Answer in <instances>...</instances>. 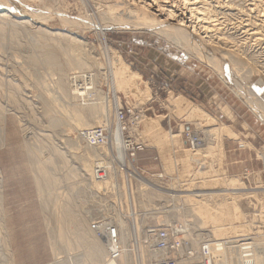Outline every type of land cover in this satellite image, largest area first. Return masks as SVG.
<instances>
[{"label": "rangeland", "instance_id": "374dc122", "mask_svg": "<svg viewBox=\"0 0 264 264\" xmlns=\"http://www.w3.org/2000/svg\"><path fill=\"white\" fill-rule=\"evenodd\" d=\"M46 1L45 7L50 8L52 12L60 15L64 13L67 17L76 20H73V23L68 26L71 33L67 31L66 33L71 36L75 35L86 43L75 46L63 38L62 40L55 39L61 45L60 53L58 48L54 47L57 50V57L60 59L59 63L65 61L64 58L67 55L64 54L63 49L68 44L74 47V52L70 49L69 53L79 52L80 55L82 53V57L92 58V61L88 59L86 68H67V78L73 70L94 73L95 80L92 81L93 86H91L93 88L90 94L87 92L86 100L93 101L95 97L94 102L101 101L99 104L104 105L108 117L106 124L104 122L102 124L107 126L110 131L116 128L115 123L119 120L115 115L116 110L121 109L123 117L119 122L122 125V136L134 144H139L135 149L131 164L144 176L149 177L150 182L153 181L152 183L168 191L167 196H152L150 204L146 205V193L139 189L141 182L136 183L138 180L133 179L132 198L135 202V213H133L132 204L129 202L131 200L128 195L129 191L127 190V195H122L127 199L125 203L123 202L122 212L128 224L119 215L114 217L118 220L120 237L125 250L123 255H125L126 262L124 264H140L136 260L138 255L149 256L144 250V231L147 226L165 220V218L169 221L188 222L192 225L191 221L194 218L190 211H186L192 217L189 219L190 216H188V220H190L188 221L186 218L188 214L184 209H181L187 203L182 200H173L170 196L173 192L176 194L185 193L179 188L180 185L188 184V181L186 183L180 181V179L182 181L186 179L185 176H187L183 169L179 170L181 178H177L176 167L168 172L164 171L158 149L148 146L149 140H145L138 134L141 127L138 128V132L131 131L134 123L144 124L146 117L157 120L170 134H177L173 137V140H179V146H174L177 159L182 156L184 147H192L186 133H198L203 145L205 142L203 131L211 118L217 123L221 121L230 125L238 137L248 144L244 143L240 146L239 140L224 138V162L221 163V167L224 166L227 173L239 177V184L244 185L243 187L246 189L243 191L256 189L255 191L259 193L258 197L264 204V118L260 117L252 103V100L256 102V105L259 103L258 110L260 109L264 114V30H262L264 29V0L261 2L260 0H255L256 2L248 0L251 3L243 0L244 4L247 3L245 6L240 0H233L237 2L234 4L232 0H217V3L215 0H205L206 3L209 1V6L213 5L215 9L216 5L222 11L220 15L217 13L218 21L215 20L216 23L214 20H210L217 28L211 25L209 29L214 27L212 30L216 33L212 30L211 33L208 30L209 34H206H211V40L214 39V41L208 40L204 33L200 34L201 37H199L204 44L202 47H205L201 51L190 48L191 46L188 48L183 44L177 43V45L175 41H172L173 30H166L169 33L171 31L168 37L169 33L167 32L166 34L165 32L160 33L144 26L145 16L137 9L134 10L135 13L132 11L129 14L130 7L127 2L124 4L111 0L102 4L97 0L89 2L88 0ZM26 3L35 8L42 7L39 5L42 4L41 0H26ZM236 4L239 6L236 7ZM255 4L257 5L255 6ZM233 7H236L237 11ZM251 7L252 9H250ZM255 7L259 9L255 10ZM4 9L0 4V15L5 12ZM257 9L260 10L259 14ZM243 11L245 15L242 13ZM16 14L0 16V264H107L106 245L103 239L96 237L89 230L88 223L107 213L106 209L113 211L111 201H114L118 196L109 195L106 197V201L99 195L98 185L89 180L93 164H95L93 158L96 157L87 154L86 145L78 138L79 127L74 120V107L81 109L77 104L82 101L63 97L60 94L56 69L47 65L42 59L41 42L50 41L49 34L37 30L39 25L20 18ZM231 14L233 16H230ZM57 18L52 16L48 18V26H43V28L51 32L63 29V22ZM126 20H130L133 27L131 24L119 26L113 24ZM97 21L103 23V27L106 26L103 35L100 34L98 27L94 26L95 24L91 25L92 22ZM219 25L220 28H218ZM228 25L230 26L228 27ZM258 27L257 30L262 31H257L258 33L254 35L253 32L256 33ZM231 31L234 32L231 33ZM252 37L258 39L254 38V42ZM246 39L248 41L250 39V41L247 42ZM218 40L219 43H217ZM220 41H224V43ZM243 42L248 45L246 43L243 45ZM50 43L54 42L51 40ZM242 45L243 47L247 46L248 51L247 47L244 49ZM109 48L114 49L116 54L133 70L141 74L150 88V100L146 99L145 101L144 99L141 100L144 102H141L138 99L135 100L136 98H133L132 95L126 96L123 91L115 90L110 77ZM76 82L77 80L71 83L65 79L68 93H71L73 84L78 87ZM143 85L142 83L141 86ZM239 89L247 90L250 99L248 102L240 94ZM237 92L240 93L237 94ZM171 96L186 99L184 100L185 106L196 109L194 114L196 116L193 120H188L185 117L183 114L185 110L182 112L176 107L174 108L170 100ZM47 109L55 118L59 119L57 127H52L46 122L47 118L43 114ZM198 113L202 116H198ZM196 117L199 118V121L197 119L195 121ZM197 121L198 125L195 123ZM124 145L127 150L126 144ZM58 151L63 152L62 155L65 159ZM258 151L262 153V156L258 154ZM204 159H206L204 160L206 165L213 158L205 157ZM215 161L212 160L213 163H216ZM222 164L224 165L222 166ZM40 165L44 167L43 171L46 170L45 176L43 171H38ZM202 167L196 166L197 169ZM130 170H132L131 174L134 173L133 169L130 168ZM113 174L112 172L111 177ZM159 174L164 175L161 177ZM123 175L125 176V173ZM165 175L167 176L165 177ZM67 176H70V179ZM110 178L107 177L103 184L109 185ZM172 178L176 180V183ZM177 183L179 186L176 185ZM172 189H175L176 192L175 190L171 192ZM240 202L242 210L247 214V219L254 221V223L252 222L254 231L259 229L263 230L260 231L261 233H264V221L261 222L263 219L258 218V210L256 211L259 205L256 206L257 208L254 207L255 200L250 201V198H243ZM57 204L59 205L54 206ZM61 204L65 206H61ZM66 204L69 205L73 213L79 215L78 218L81 216L80 220L84 219V221H76L79 222V225L75 224L78 226L71 229L66 226L68 220L55 221L57 220L55 216L64 211ZM167 205H170V213L157 210H161ZM83 223H86L85 227L81 226ZM59 225L60 227L62 225L63 234L58 232ZM135 226L138 227V229L136 228L138 232H135ZM263 235L256 234L257 238ZM86 241H94L99 245L100 256L103 254L102 258L88 253L91 243ZM128 243H131V247ZM127 247L133 252V260L129 259L128 261ZM91 256L96 261L90 262Z\"/></svg>", "mask_w": 264, "mask_h": 264}, {"label": "bare ground", "instance_id": "6f19581e", "mask_svg": "<svg viewBox=\"0 0 264 264\" xmlns=\"http://www.w3.org/2000/svg\"><path fill=\"white\" fill-rule=\"evenodd\" d=\"M41 1H42V4H39V5H41L42 7L37 6L35 8L32 5H29L28 3H26V0H2V1L0 0V2H1L0 4H2L3 7L5 8L4 9L5 12L3 14H1L0 16H7L10 13H14V14L17 13L16 15H18L20 18L27 19V21H30V22H33V23H36L37 25H39V26H37V30L39 29V30H41L43 32L45 31L49 34V37L51 38L50 41L44 40L41 42V46L43 47V58L42 59L47 65L52 66L53 68L56 69V74H58L57 84H58V88L60 90V94H62L63 97L64 96L65 97H71V98L76 99L78 101L80 100V102L82 101L81 103L77 104L78 107L81 109H75L76 107H74V114H75L74 120L76 122V125L79 127V131L84 129V128L93 127L94 125H97V124L104 125V124H102V122H104L106 124V120L108 119V117H107L106 109L104 108V105L102 103L99 104L101 101L99 103L94 102L95 97H94L93 101H87L86 100L88 97L86 98L85 93H87V92L90 93V91H87V90L80 91V89L74 84H73L71 93L70 92L68 93V91L66 90L65 79H68L69 82L73 83L79 77L78 76L72 80L70 77V74H71L70 73L69 77L67 78L66 69L67 68H70V69L86 68V67H88V65H87L88 59H90V60L92 59V58L82 57V53L80 55V53L77 51H76L77 53L74 54L73 53L74 47H71L69 44H68L69 45L68 46L65 43L67 46L63 50H64V54H66L67 56H65L66 58H64L65 59L64 62L59 63L60 59L57 57V50L54 49V47L58 48V52L60 53V50H61L60 46L61 45L58 41H56L57 39L62 40V38H63L65 40H67L68 42H70V44H73L75 46L86 44L82 40L78 39L77 36H75V35L71 36V35L66 33V31L70 32L68 26H70L73 23V20H75V19L67 17L64 13L60 15V14L52 12L50 8L45 7V4L47 1L46 0H41ZM89 1L90 0H88V2ZM97 1L103 4V3H107L111 0H97ZM116 1H117V3L121 2L124 4L127 2V4L129 5L128 7L132 8V9H130V8L128 9L130 12V13L128 12L129 14H131L132 11L134 12L135 9L140 10V13L143 16H145V18H146L145 19L146 22L143 23L144 26L155 29L160 33L165 32V34L167 32L166 30H173L174 36H172L173 37L172 41H175L176 44L179 43L180 45L181 44L186 45L188 48L191 46L190 48L197 49L199 51H201L202 48H205V47H202L203 43L201 42L202 40L200 39V37H201L200 34L201 33L202 34L204 33L205 35L209 34L208 30H210L209 28L211 27V25L215 26V24H212L210 22V20L211 21H213V20L218 21L217 20L218 19L217 13H219V15H220V13L222 11L216 5H215V9L213 8V5L209 6V1H208V3H206L205 0H180V1H178V0H116ZM216 1L217 0H215V3H217ZM221 1H223V0H221ZM234 2L235 1H233V4H234ZM240 2H243V0L242 1L240 0ZM248 2H250V1H248ZM260 2H261V0H260ZM36 3H37V1H36ZM235 3H237V2H235ZM262 3H263V1H262ZM211 4H213V3H211ZM243 4H244V2H243ZM246 4H244V6ZM257 4H255V6ZM241 5H242V3H241ZM241 5H240V7H241ZM221 6L222 5H220V7ZM238 6L239 5L236 4V7H238ZM225 7H226V5L224 6V9H225ZM228 7L231 8L230 6H228ZM228 7H227V10H228ZM236 7H233V8H236ZM258 7H255V10ZM250 9H252V7ZM258 9H257V13L260 11V10L258 11ZM262 9H263V7H262ZM235 10L237 11V8ZM236 11H234V12H236ZM250 11H252V10H250ZM239 12H241V10ZM242 13H244V11ZM232 14L230 16L234 15V14L233 15ZM244 15H245V13H244ZM261 15H263V14H261ZM51 16L60 18V20L64 24L63 29H59V31H55V32L52 31L51 32V31H48V29L46 30L43 28V26H48V24H47L48 20L47 19L51 18ZM130 16L132 17L133 15H130ZM227 16H225V17H227ZM223 17H224V15H223ZM128 18H130V17L128 16ZM120 21H122V20H120ZM216 21H215V23H216ZM219 21L221 23L220 19H219ZM97 22H92L91 25L95 24L94 26L98 27L100 34L103 35V31H104V28H106V26L103 27V25H102L103 23H101V22L97 23ZM81 23H83V22H81ZM83 24H85V23H83ZM86 24H88V23H86ZM113 24H114V26L115 25H118V26L119 25H130L131 24V26L133 27V24L130 20H126L125 22H119V23L116 22ZM243 24H245V23H243ZM226 25H227V22H226ZM229 26L230 25H228V27ZM220 27L221 26L219 25L218 28H220ZM260 27H263V26L260 25ZM85 28H87V27H85ZM215 28H217V27L215 26ZM243 28H244V25H243ZM212 29H214V27ZM257 29H259V27L256 28V33L253 32L254 35H256L260 31V30L258 31ZM260 29H262V28H260ZM60 30H62V31H60ZM211 30H210V32H211ZM262 30H264V29H262ZM212 31H214V30H212ZM218 31H219V29H218ZM232 32H234V31H231V33ZM243 32H245V31H243ZM167 33H169V32H167ZM170 33H171V31H170ZM170 33L168 34V37L170 36ZM241 34H244V33H241ZM251 34L252 33H250V35ZM205 35H204V37L207 36L208 40L214 41V39L211 40V37H210L211 34L206 35V36ZM232 36H234V35H232ZM246 37L251 39V37H248V36H246ZM254 38L252 37V40ZM221 39L225 40L226 38L225 39L221 38ZM228 39L231 41L230 38H228ZM250 39H249V41H250ZM256 39H258V38H255V40ZM51 40L54 42L53 44L50 43ZM249 41L247 40V42H249ZM220 42L224 43V41H220ZM217 43H219V40ZM223 43H222V45H224ZM245 43L243 42V45ZM207 44H205V45H207ZM243 45H242V47H243ZM203 46H204V44H203ZM208 46H209V44H208ZM226 46H227V43H226ZM245 47H247V46H245ZM245 47H243V48L246 49ZM79 48H81V47H79ZM70 49L73 50L72 53H69ZM108 50H109L108 52H110V62H109L110 77H111V80L113 82L114 88H116L115 90H121V92L123 91L126 96L132 95L133 98L134 97L136 98L135 100H137V99L140 101L144 100V99H145V101H146V99L150 100L151 99L150 88L147 85V82L141 77V74L138 71L133 70L128 63H126L118 54H116L114 49L109 48ZM247 51H248V47H247ZM199 53H201V52H199ZM75 71L76 70H73L72 72H75ZM94 77L95 76L92 75V78L89 80L91 85H92V81L94 82V80H95ZM142 83L144 84L143 86H141ZM170 93H172V92H170ZM239 93L237 92V94H239ZM240 94H242L244 99L246 98V101L248 102L249 96H248L247 90L241 91ZM99 95H100V93H99ZM170 100H171V103L174 106V108L176 107L179 111H182V112L185 110V112L183 114L185 115V117L188 120H190V119L193 120V118L196 116V115L194 116L195 110H196L195 108H192L191 106L187 108L185 106L184 100H186V99H184L182 97L171 96ZM141 102H144V101H141ZM252 103H253V106L256 107L257 111L259 112L260 117L264 118L263 112L260 111V109L258 110L257 105H259V103H257V105H256L255 104L256 102L253 100H252ZM226 113H227V111H226ZM199 115H201V114L198 113V116ZM43 116L45 118H47L46 122H48L50 126H52V127L58 126V123H59L58 120L59 119L55 118L48 109L46 110V113L44 112ZM196 119H197V117L195 118V121H196ZM198 121L195 123L196 124L199 123ZM134 122H136V121H134ZM144 122H145L144 124L141 122H140L141 124H138L139 122L134 123V125L131 127V131L138 132V130H139L138 128L141 127V131L138 132V134L143 136L145 138V140L146 139L149 140L148 146H152V147H155L158 149L159 156H160L159 158L161 159V163H162V166L164 168V171H167V172L170 171L172 168H174L176 166V162H178V163H181L184 174H186L187 176H188V174H190V178L188 179V182H187L188 184H186V188L182 189V192H185V193L176 194L173 192L175 189H172L171 192H173V193L170 192L171 193L170 196H171V198H173V200H182L183 202L187 203V205L185 207L183 206L181 209H184L185 213H186V211H190V214L192 213V216H194V218H192L189 215V212L186 213V214H188L187 217L183 214L187 218V220H188V216H190L189 219H191V218L193 219V221H191L193 223V224L191 223L192 225H190L187 222V225H190V226H188L189 228L186 229L187 232L184 234V237L187 236V239L191 241V245H192L193 249H194V247H196L198 245V242L201 239H205V238H211V237H214V238H231V237L245 236V235L249 236V235L255 234L253 237L251 236V238H253L257 241L254 242V244L252 245L251 257H248V264H264V261L262 259V251L264 250V244H263L264 243V235L259 236L258 238L256 236V234H258V235L264 234L263 232L262 233L260 232L263 230L256 229L259 227L255 226L256 231H254V227H253L254 221H251V219L250 220L247 219V214L244 213V211L242 210L240 200L243 198H250V201L255 200V202H253L254 207L259 205L258 209H256V211L258 210V214H259V217L258 216L257 217L259 219L260 218L263 219L262 221L258 220L261 222L264 221V204H263L261 198L258 197L259 193H257L255 191L256 189L254 191H250L251 189L249 191H243L246 189H244V187H243L244 185H242L240 183L242 185L241 186L239 184V177L237 175L227 173L226 169L223 166L224 164H222L223 167H221V163L224 162L223 161V158H224L223 139L224 138L231 139V140H239L240 146H242L244 143L248 144V142L240 139L238 137V134L232 129V127L230 125H228L224 122H221V121L217 123L216 120H213L211 118V120L206 125L205 130L203 131V133L205 134V136H204L205 142H203V145L201 144V145L193 146L191 148H185L184 147L183 152H182V156L180 157V159H177L175 156L176 150H175L174 146H179V140L178 139L173 140V137L177 136V134L174 135V134H170L169 132H167L162 127V125L157 120H155L154 118L146 117V121H144ZM120 123L121 122H119V120L117 123H115L116 128L111 131V138H110L109 144H111V142H112L113 148L116 152V158H118V160H121L122 162H124L125 158H126V149H125L124 144H126V143L123 141L122 125ZM204 125H205V123H204ZM1 129H2V127H1ZM1 137H3V136L1 135ZM141 140H143V139L141 138ZM86 147H87V151H88L87 154L89 156L92 155L95 157L100 156L99 154L102 152H107L110 150L108 145H102L99 148L89 147V146H86ZM62 153L63 152H59L61 157L64 158ZM258 154L262 156V153L259 151H258ZM205 157H209V159H210V157L213 158L212 160H216L215 161L216 163H213L214 161L212 162V160L211 161L209 160L210 162L209 163L207 162L206 165L202 167L203 169L201 168L202 170L197 169L196 166H198V165H196V164L201 163V162H199V160H201V159L206 160V159H204ZM93 159H94V161H93V163H94L95 158H93ZM107 164H108V167L110 168L109 169V176H108L110 178L112 175V172H113V170H112L113 167L110 166L109 161L107 162ZM127 165L129 168L133 169L134 173H132V174L133 175L135 174V176H137L136 179L141 182L139 184V186H140L139 189L141 191H143L144 193H146V199H145L146 205H147V203L150 204V200H152V196H155V197L156 196H162V195L167 196L168 191L166 189H163L159 185L152 183L153 181L150 182L151 179L149 177H141L139 175V172L135 169V166L133 167V165L130 162H128ZM38 167H39V169L37 168L38 171L42 172L44 167L41 165ZM45 171L46 170H44L42 172L44 176H45V174H44ZM46 174H47V172H46ZM67 174L70 175V173H67ZM184 174H183V176H184ZM44 176H42V177L44 178ZM172 179L176 183V180H174V178H172ZM149 185H152V186H149ZM176 185H178V183ZM259 186H258V188H260ZM175 192H176V190H175ZM66 196H68V195L66 194ZM58 205L59 204L54 205V206H58ZM62 205L63 204H61V206ZM63 206H65V205H63ZM174 206H175V204H174ZM175 207H177V206H175ZM178 210H179V208H178ZM182 212H180V213H182ZM253 214H255V213H253ZM78 216L79 215L73 213L71 211V209L69 208V205L66 204L64 211L60 215L58 214L57 216H55V218L57 217V220H55V221L58 222L61 220H64V221L68 220V223L66 224V226L69 229H71V228H74L75 226L79 225V222H76V221H79L82 218H81V216L78 218ZM255 216H256V214H255ZM164 217H165V215H164ZM186 218H185V221H186ZM80 221H84V219L80 220ZM172 221H174V220H172ZM188 221H190V220H188ZM183 222H184V219H183ZM75 224H78V225H75ZM81 226L85 227L86 223L81 224ZM58 227H59L58 232L60 234H63L64 230L62 228V225H61V227H60V225ZM136 228L138 229L137 226H135V229ZM137 229L135 230V232H138ZM136 238H138V237H136ZM86 242L91 243L90 248L88 250V253L91 255L100 256L101 250H100L99 245H97L94 241L93 242L86 241ZM126 250L129 251L128 249H126ZM145 252L147 254H150L149 256L147 255L148 258H151V257L158 258L161 256L160 253L152 254V253L148 252V250H145ZM140 253H142V252H140ZM240 255H241V253H240ZM102 256H103V254L100 257L102 258ZM145 259H146V256L145 255L143 256V254H140V262L139 263L140 264H147V261ZM125 260H126L125 255H122V257L118 261L108 259L107 264H118L117 262H119L120 264H124L126 262ZM89 261L94 262L96 260H95V258H92V256H91ZM230 264H236V263L234 262V260H232V261H230ZM245 264H247V263H245Z\"/></svg>", "mask_w": 264, "mask_h": 264}, {"label": "built area", "instance_id": "2783aa9c", "mask_svg": "<svg viewBox=\"0 0 264 264\" xmlns=\"http://www.w3.org/2000/svg\"><path fill=\"white\" fill-rule=\"evenodd\" d=\"M71 15V14H70ZM92 72H71V79H75L78 76L81 78L77 79V85L80 91H91L90 79L92 78ZM88 93H85L87 95ZM90 94V93H89ZM116 115L119 120L123 117V112L120 108L116 110ZM123 135V132H122ZM124 137V136H123ZM186 137L189 140L191 146H197L202 144V139L198 133H186ZM78 138L89 147L99 148L102 145H107L110 142L111 131L105 125H97L90 128H84L78 131ZM127 147V156L125 158V163L120 162L116 158L115 150L112 144H109V151L100 153L98 157L95 158L94 168L90 175L91 183H95L99 188V195H101L107 201L106 197L109 195L118 196V198L111 201L113 211L107 210L103 216H99L92 219L88 223L89 230L96 236L103 239L107 250V259L119 260L124 254V246L120 237L118 220L116 215H119L124 221L123 214V202L127 200L126 197L122 195H127V190L129 191L131 200L129 202L132 204L133 213H135L136 207L133 194V184L132 180L136 179L134 175L131 174V170L127 163L134 159V153L136 147L139 144L132 143L129 139H125ZM113 166V176L110 178L109 185H104V181L109 176V167L107 162ZM199 167L205 166L204 160H199ZM177 178H181L180 168H182L181 163L176 162ZM136 169V168H135ZM137 170V169H136ZM138 171V170H137ZM139 172V171H138ZM125 173V176L123 175ZM141 177H146L139 172ZM161 177L164 175L159 174ZM167 175H165L166 177ZM185 176V175H184ZM185 180L181 182H187L190 175L185 176ZM137 180V179H136ZM140 183L138 180L136 183ZM180 191L186 188V185H180ZM178 191V190H177ZM165 213H170V205L164 208L157 209ZM107 214V215H106ZM128 224V223H127ZM187 223L175 222L172 220H161L155 224H151L146 227L144 231V244L145 250L154 254L160 253L161 256L158 258H148L146 256L147 264H230V261L234 260L236 264H248V257H251V249L254 242L257 240L251 238L254 235L237 236L231 238H205L198 242L196 247H192L191 241L184 237L186 229H188ZM129 239V238H128ZM129 244V243H128ZM131 247V243L129 244ZM129 250L128 261L133 260V252ZM236 255H235V254ZM241 253V255H240ZM150 255V254H149ZM235 256V257H234ZM262 259L264 261V250L262 251ZM136 260L140 262V255L136 257Z\"/></svg>", "mask_w": 264, "mask_h": 264}]
</instances>
